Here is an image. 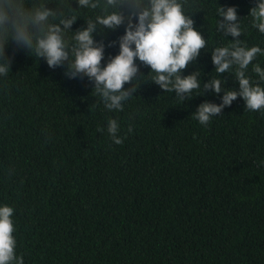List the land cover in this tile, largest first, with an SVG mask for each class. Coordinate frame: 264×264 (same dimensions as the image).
I'll use <instances>...</instances> for the list:
<instances>
[{"label":"trees","instance_id":"1","mask_svg":"<svg viewBox=\"0 0 264 264\" xmlns=\"http://www.w3.org/2000/svg\"><path fill=\"white\" fill-rule=\"evenodd\" d=\"M17 2L54 9L53 24L60 13L77 15L65 35L70 47L72 33L98 13L76 0ZM181 3L207 40L182 73L200 71L190 100L163 92L141 65L139 90L122 111H109L87 77L64 75L66 63L51 69L11 35L0 41L12 59L0 76V206L14 209L24 264H264V110L249 111L237 97L206 126L192 116L206 100L222 102L223 92L203 89L218 75L212 50L234 39L217 30L216 7L235 6L242 44L264 49L248 16L256 0ZM123 33L124 26L94 34L106 45L103 63L118 54V42L107 44ZM254 64L264 68V55L246 71L264 87ZM219 78L238 90L234 70ZM109 119L118 121L120 145Z\"/></svg>","mask_w":264,"mask_h":264},{"label":"clouds","instance_id":"2","mask_svg":"<svg viewBox=\"0 0 264 264\" xmlns=\"http://www.w3.org/2000/svg\"><path fill=\"white\" fill-rule=\"evenodd\" d=\"M76 3L81 9L98 10V13L94 18L86 19V27L72 33L71 47L65 35L77 21V15L60 13L59 23L53 24L49 22L50 18H58L54 9L44 5L24 9L17 0H0V41H6L11 35L16 44L44 59L51 69L66 63L64 75L69 79L87 77L94 85L92 90L109 111H122L123 102L139 90L140 85L134 81L145 76L140 73L141 65L150 69L146 75L150 77L149 82L158 85L163 92H175L182 101L201 88L199 70L186 76L182 73L199 58L207 40L195 27L192 15L185 13L181 0H76ZM216 16L222 18L216 20L217 30L234 39L230 45L216 47L211 52L214 71L218 75L203 83L204 93L211 90L217 96L222 92L223 95L220 104L206 100L192 114L205 126L237 97L244 100L245 109L249 111L264 110V87L253 84L246 75L257 55H264V49L242 44V29L235 6H217ZM248 16L251 26L264 34V0H256ZM121 26H124L123 35L118 41L107 44L112 47L118 42V54L109 55L103 63L106 45L103 40L97 41L94 34L98 29L102 34L106 29L116 31ZM11 66L12 59L7 57L4 44L0 42V76H7ZM233 70L238 90L223 87L226 81L219 78V74ZM252 71L264 81V68L254 64ZM125 85L130 86L126 88ZM119 130L118 121L109 119L107 131L117 145L123 143ZM128 131H132L131 126ZM13 215L12 207L0 206V264H24L23 257L16 254Z\"/></svg>","mask_w":264,"mask_h":264}]
</instances>
